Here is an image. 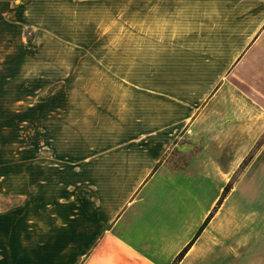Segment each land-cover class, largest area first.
Here are the masks:
<instances>
[{"label":"crops","instance_id":"crops-1","mask_svg":"<svg viewBox=\"0 0 264 264\" xmlns=\"http://www.w3.org/2000/svg\"><path fill=\"white\" fill-rule=\"evenodd\" d=\"M32 56L152 88L38 193L31 142L2 143L0 264H264V0H0V83Z\"/></svg>","mask_w":264,"mask_h":264},{"label":"rangeland","instance_id":"rangeland-1","mask_svg":"<svg viewBox=\"0 0 264 264\" xmlns=\"http://www.w3.org/2000/svg\"><path fill=\"white\" fill-rule=\"evenodd\" d=\"M36 59L32 56L29 79L25 71L24 79L0 83V154L4 142H31V182L38 193L40 184H56L57 172L69 175L72 158H85L88 152L98 155L94 147L110 138L109 130L116 125L114 120L126 98H134L140 87L145 95L152 86L72 84L67 77L71 71L58 69L59 62ZM238 87L240 94L250 92L246 86ZM154 89L161 91L159 86ZM258 149H252L242 160L234 181L246 172Z\"/></svg>","mask_w":264,"mask_h":264},{"label":"trees","instance_id":"trees-1","mask_svg":"<svg viewBox=\"0 0 264 264\" xmlns=\"http://www.w3.org/2000/svg\"><path fill=\"white\" fill-rule=\"evenodd\" d=\"M229 189H230V184L228 183V184L224 187V190H223V196H222V197L225 196V194L228 192ZM221 199H222V198H220V200L218 201L219 203L221 202ZM207 220H208V218H207V219L204 221V223L200 226V228H199V230L197 231L196 235H197V234L203 229V227L205 226ZM187 247H188V246H186V247L184 248V250H182V251L179 253V255H178L177 258L181 257V255H182L183 252L187 249Z\"/></svg>","mask_w":264,"mask_h":264}]
</instances>
